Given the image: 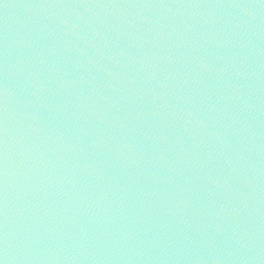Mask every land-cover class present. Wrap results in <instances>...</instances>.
<instances>
[{
  "label": "water",
  "instance_id": "water-1",
  "mask_svg": "<svg viewBox=\"0 0 264 264\" xmlns=\"http://www.w3.org/2000/svg\"><path fill=\"white\" fill-rule=\"evenodd\" d=\"M2 264H264V0H0Z\"/></svg>",
  "mask_w": 264,
  "mask_h": 264
},
{
  "label": "snow or ice",
  "instance_id": "snow-or-ice-1",
  "mask_svg": "<svg viewBox=\"0 0 264 264\" xmlns=\"http://www.w3.org/2000/svg\"><path fill=\"white\" fill-rule=\"evenodd\" d=\"M0 264H2V262H0Z\"/></svg>",
  "mask_w": 264,
  "mask_h": 264
}]
</instances>
